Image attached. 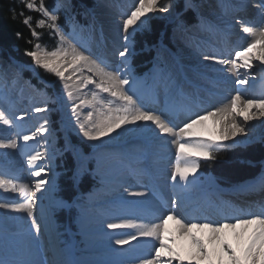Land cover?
Listing matches in <instances>:
<instances>
[{
	"label": "bare ground",
	"instance_id": "bare-ground-1",
	"mask_svg": "<svg viewBox=\"0 0 264 264\" xmlns=\"http://www.w3.org/2000/svg\"><path fill=\"white\" fill-rule=\"evenodd\" d=\"M96 1L97 6L94 7L91 14L94 18L91 23L92 33L87 32V35H99V38L90 37V41L97 40L102 49H95L90 42L83 44V46L75 45L78 50L85 51V55H88L90 51L94 56H101L105 63L110 65L108 70H112L121 66L122 58L119 57L118 52L121 50V45H124L120 38L113 39L117 35H123L119 27L122 19L114 18V12H118L122 16L123 13L131 10L135 0ZM172 1L161 0L162 3L167 2L171 5L168 12L156 11L149 16L171 18V9L175 10ZM71 3L69 1L68 5L69 9L73 11ZM248 5L249 0H197L195 7L200 17L198 21L195 19L192 22H186L177 16V20L181 21L183 25L172 28V44L168 40L166 46L157 47L155 57L156 62L158 59L157 66L155 68L149 67V71L145 74L144 97L138 93L145 100V106L177 110L179 112L178 122L182 126V122L185 120L184 111L189 107L204 114L205 111L221 109L229 104L231 97L238 90L245 95V98L264 95V64L255 59V56L259 55V46L253 50L252 67L240 69L241 76L230 71V65H220L215 61L204 60L205 55L234 59L235 52L247 47L252 40V37L243 32L242 24L252 27L264 26L262 0L254 3V8L259 10L256 20L251 5L250 7ZM233 15H236L234 19ZM240 15L248 17L249 21L244 23L239 21L238 18L240 17L237 16ZM77 21L85 24V18H78ZM233 23L236 26H238L237 23H240L242 34L234 31L233 26L235 25ZM70 42L72 43V39ZM234 48L236 49L233 51ZM112 63L115 65L111 66ZM68 74H72V79L68 80L67 83L74 90L73 99L68 98L67 90L64 88L62 99L58 103L59 109H61V129L53 130V125L49 123L50 133H45L44 139L37 136L35 140L29 141L27 148H0V173L8 178L16 177L13 182L17 186L20 183H27L23 179L24 175L30 172L26 162L27 152L32 150L47 151L52 157L50 162L42 161V163H49L52 171L48 173L50 183L46 185L47 190L43 192L41 199L35 203V215L41 223L42 234L38 238L36 237L35 231L31 229L32 220L25 213L14 212L11 209H0V258L8 264H14V262L25 264L29 261L43 262V264H51V262L63 264L57 251L58 243L55 233L57 226L55 225V230H53L54 228L49 229L50 226L48 227L51 220L50 212L62 208L64 205L60 198L63 196L55 189L56 165L52 162L57 154H54L53 151L54 143L57 141L54 142L52 138L54 135H61L63 131L67 132L69 126L72 129L77 127L76 118L71 109L74 105H79L81 100H87V92L91 91L86 90L87 86L82 85L81 80L85 75L93 76V79L96 80L99 79L93 73H89L86 68L76 72L68 69ZM245 74L248 84H237L236 81L243 78ZM24 77L28 76L24 75ZM93 86L96 92H100L94 84ZM33 87L20 76L17 79L14 73L5 69V64H0V111H4L9 119L15 121L12 125L0 124V137L17 139L18 133L23 135L35 131L43 123L47 114L46 112L36 113L34 107L43 105L45 101H47V107L58 102L47 100ZM89 111H93L95 115L97 110H93V105L89 103L81 105L78 109L81 119ZM24 113H28V115L23 120L18 119ZM250 113L252 119L242 124L245 132L237 133L233 138L222 141V137H226L230 133L229 124L232 119L235 118L237 122L243 120V116L238 114L228 117L227 120H221L219 117L209 118L205 121L203 128L197 129L198 136L186 139L192 142L200 139L216 140L231 145L234 144L235 140L246 143L262 138L264 116L259 114L257 108H251L244 115ZM126 128L127 130L124 128L117 130L119 133L125 131L127 134L118 140L119 142L115 140V137L118 136L116 133H112L111 137L92 141L95 145V151L105 154V156L108 153L107 157H102L101 160V163L105 165L102 173H104V178L108 183V190L89 196V199L84 200L85 203L80 202L74 207L71 206L72 211L77 215L76 220L72 221V227L78 228L79 233L77 232L78 234L75 236L76 242H73L72 255L68 264H136V258L150 254L153 247L159 246V241L153 238H139L137 241H132L130 245H115L114 238L118 233L132 230L123 229L113 232L107 228V223L119 218H136L138 223H147L154 217L160 216L162 209L165 211L170 209L171 201L177 196L182 200V211L186 210L192 216L210 217L216 220L234 216L240 210L245 213H258L261 206H264V171L254 179L248 178L234 187H220L217 184L212 185L209 180L211 177L207 178L205 174L198 171L200 167L194 177L190 176V179H196L194 186L187 189L174 186L171 179L176 153V145L171 143L173 138L168 137L166 141H162L150 132L137 129L135 125H128ZM76 132L78 133V131ZM109 141H116L117 143H109ZM138 142H143L142 145L145 146L133 148V144ZM58 143L63 144L60 139ZM19 144L23 145L24 142L20 140ZM186 151L192 156L203 158L195 150ZM123 156L133 163V168H130V165L127 167L133 179L128 173H123V170H126L123 167L126 165L115 160L119 157L124 158ZM106 169L111 172L115 171V176L113 173L107 175L109 173L106 172ZM36 179V177L33 178L34 183ZM131 193H143V195H132ZM37 195L40 196L41 194L37 193ZM68 198L72 200L71 197ZM4 202H22L21 194L0 188V203ZM55 217L59 221L60 218L57 215ZM51 221L52 224L53 220ZM167 227L175 233L177 225L175 221L170 220ZM192 232L203 240L210 250L215 249L212 254V264H216V255L220 251L219 242L209 240L210 232L208 229H193ZM241 232L240 227L226 229L222 236L233 248L239 249L243 247L244 241L250 235L251 226L243 232L242 238L238 239L237 233ZM170 246L180 252L184 264H208V261L199 258V253L196 252L194 245L187 237H178L177 242ZM164 259H168L166 254ZM173 264H179V262L174 260ZM224 264H229L227 256L224 257Z\"/></svg>",
	"mask_w": 264,
	"mask_h": 264
},
{
	"label": "snow or ice",
	"instance_id": "snow-or-ice-1",
	"mask_svg": "<svg viewBox=\"0 0 264 264\" xmlns=\"http://www.w3.org/2000/svg\"><path fill=\"white\" fill-rule=\"evenodd\" d=\"M24 8L30 11L39 12L42 18L35 21L36 27H32V16H25L23 10L19 13L15 8H10L12 18L17 15L23 18V23L27 25L34 38L39 40L40 33L36 28L47 27L53 30L55 36L59 37V45L52 51L43 50L41 54V45L36 43L33 50H26L25 55L32 58L34 65L37 68L43 69L46 72L53 73L61 81H64V88L67 90V96L73 99L72 86L67 83L72 79L71 75L65 76L68 69L73 72L81 71L86 68L89 73H93L99 77L98 80L93 79V76L84 77L81 84L87 86L94 84L100 93H107L115 100L102 98L99 93L93 92L91 100H81L79 105H74L71 109L75 116L76 128L70 131H78V134L87 141H98L104 137H111L112 133H116L118 129L126 126L135 125L137 129L144 130L156 135L158 139L166 141L168 137H172L171 143L176 145L175 166L171 173V179L174 186H179L187 189L196 184L194 177L197 170L200 168L201 160L196 156L190 155L186 150H195L206 160H215V153L222 151L225 148L234 147L244 144L245 141L235 140L234 144H225L216 140L200 139L192 142L189 139L198 136L197 129L205 126V121L209 118L219 117L221 120H227L228 117L238 114L243 116V120L237 122L235 118L229 124L230 133L226 137H222V141L233 138L237 133L245 132L243 123L252 119V114L244 115L251 108H257L259 114L264 116V95L260 97L245 95L241 91H237L230 99L229 104L221 109L205 111L201 114L192 107L184 111L185 120L178 122L179 112L172 108H150L145 106L142 98L135 90L136 81L132 77L130 67V57L133 55L134 37L136 32L143 30L147 26L149 14L156 11L168 12L171 5L161 0H135L131 10L122 14V22L120 30L123 32L124 45L118 52L121 57V66L109 69V65L105 63L101 56L92 54L89 51L85 55V51L78 50L75 44H72L67 35L58 26L59 19L58 11L61 7H66L61 3H57L56 7L49 10L45 6V0H19ZM264 7V0H262ZM185 7H195L190 2H186ZM243 32L252 37L251 42L247 47L235 52L234 59H223L216 55H205L204 60L215 61L220 65H230V71H233L237 76H241L240 69H250L252 67L253 50L259 46V55L255 59L264 64V26L252 27L247 24H242ZM18 37L21 33L17 32ZM31 43V41H29ZM70 58V59H69ZM239 85L248 84L247 75L236 81ZM131 85V86H130ZM106 101V102H105ZM119 101L117 104L116 102ZM89 103L94 108L97 105L96 114L89 111L87 115L81 119L78 109L81 105ZM47 107V101L43 105L35 106L36 113H44L50 111ZM28 113H24L18 119L23 120ZM15 121L9 119L4 111H0V124L12 125ZM49 121L44 118L43 123L32 131L30 134H17V139H7L0 137V148L16 149L18 147L27 148L28 142L33 141L40 136L44 139L45 133H50L48 128ZM24 142L23 145L19 141ZM47 143V140H45ZM27 164L29 165L30 175L36 177L34 185L31 181L20 183L17 186L13 181L16 177L8 178L3 173H0V188L5 191L19 192L22 197V202H4L0 203V209H11L14 212L25 213L28 218H31V229L35 231L38 238L42 234L41 223L35 215V203L41 199L43 192L47 190L46 185L50 183L48 173L52 171L49 163L42 161H51L52 157L47 151L32 150L26 153ZM182 182V183H181ZM37 193L41 195L38 196ZM132 195H143V193H131ZM71 207L70 204L66 205ZM182 200L179 196L171 201L170 209H162L161 215L154 217L147 223H138L136 218H119L118 220L108 222L107 228L116 232V230L131 229L129 232H120L114 238V244L119 246L130 245L132 241H137L139 238H153L159 241L158 247H153L150 254L137 257L136 264H173V261H178L179 264H184L180 252L171 247V244L177 242V238L187 237L191 244L194 245L196 252L199 253L201 260L208 261L212 264V254L215 249H209L203 240L193 234V229H208L210 232L209 240L219 242L220 251L216 255V264H224V257L227 256L229 264H264V206L258 213H245L242 210L238 214L225 217L221 220L212 219L210 217H196L186 210L182 211ZM175 221L177 227L175 233L171 232L167 225L168 221ZM251 226V233L247 240L244 241L243 247L237 249L225 241L222 236L226 229H236L240 227L241 233H237V238L241 239L243 232ZM165 254L168 259L165 260ZM0 264H8L4 259L0 258ZM17 264V262H14ZM25 264H43V262H25Z\"/></svg>",
	"mask_w": 264,
	"mask_h": 264
},
{
	"label": "rangeland",
	"instance_id": "rangeland-1",
	"mask_svg": "<svg viewBox=\"0 0 264 264\" xmlns=\"http://www.w3.org/2000/svg\"><path fill=\"white\" fill-rule=\"evenodd\" d=\"M69 1H71V0H54V5L52 6L51 9L56 7L58 2L61 3L62 5H66V7H61L59 9V11H58V16H59V19L57 21L58 26L67 35L69 41H71V39H72V43L73 44H79L80 46H83V44L90 42L95 49L101 50L102 48L100 47V43H98L97 40L90 41V37L91 38L92 37H95V38L98 37L99 38V35H87V32H91L92 33L93 27L91 26V23H92V20H94V18H93V16L91 14L93 13L92 10L94 9V7L97 6V1L96 0H91L92 1V5L91 6H86L84 4L81 5V6L76 5L75 11H72L71 9H69L70 8L69 5H68ZM186 2H190L191 4L196 6L197 0H173L172 1V5L175 7V10L173 8L171 9V16H172L171 18H168L166 16H151L148 19L147 26L141 31H148L150 29V25L149 24H150V20L151 19H153V18L164 19L169 24V27H167V28H169L168 39H169L170 43L172 44V35H173L172 28H174L175 26L183 25L181 23V21L177 20V16L180 17L179 15L181 14L180 12L177 11V7L179 6L180 3H182V5H183V7L185 9H191V10L194 11L197 21L200 18L198 16L197 8L196 7H187L186 8L185 7ZM252 3H253L252 1L249 2L248 6L250 7V5ZM51 9H49V10H51ZM251 10L253 11V14H254V17H255V20H256V16L258 15L259 10H258V8L257 9L254 8V4L251 5ZM28 11H30V10H28ZM118 11H120V9H118ZM33 12L36 13V16L39 19L42 18V15L39 12H36V11H33ZM76 13H78L81 17L85 18V24L84 25L81 24L79 21H77L78 18H77ZM114 14H115L114 18L122 19V16L118 12H114ZM235 16L236 15H233V19H234ZM233 24L236 25L235 23H233ZM239 28H240V26L239 27L238 26H233V29H234L235 32H239L240 31V30H238ZM38 29H40L42 31V32H39L41 35H47V38H46V40H44V43L40 42L41 35H40L39 40H37V43H39L41 45V50H42L41 54H43V50H45V49L48 50V51L54 50L59 45V37L55 36L54 34H52L53 30H51V29H49L47 27L38 28ZM141 31H138L136 33H140ZM240 34H242V33H240ZM118 36H120V37H118ZM122 37H123V35H117V37H115V38L111 37V38H113V39L120 38L123 41ZM236 40H237V42L239 41L238 38ZM123 44H124V41H123ZM135 44L136 43L134 41L133 55L136 52ZM163 45L164 44H162V41H158L157 43H155L153 45H150V46H147L144 49V50L149 51V53L151 54V58L149 60V65H150L149 67L155 68L157 66L158 59H157V62H156V59H155V57H156V49H157V47L163 46ZM164 46H166V45H164ZM122 47H123V45H121V49H122ZM235 49L236 48H234L233 51ZM133 55L130 57V67H131L133 79L138 81L136 83V85H135V90L137 91V93H140L141 97H144L145 74L149 71V68L146 69L143 73H141V75H137L136 72H135L136 67H135V65H134V63L132 61L133 60ZM102 56H104V55H102ZM104 57H106V56H104ZM0 62H1L0 63L1 65L5 64V69H8L10 72L14 73L15 77H17V79L20 76L30 86L31 85H32V87L34 86L33 88L35 89V91H37L41 96H45L47 100H56V101H58L57 103H55L51 107H48L51 110L46 112V114H47L46 118H48L49 123H51L53 125V130L57 131V129H61V126H62V119L60 118L61 117L60 116V114H61L60 110L61 109H59L60 106H59L58 103H59L60 99H62L61 97L63 96V93H64V81H61L53 73L46 72L43 69L37 68L35 65H33V66L25 65V64H23V63H21L19 61L14 60L11 57H6L5 60H1L0 59ZM114 65H115V63L111 64V66H114ZM26 71L31 73V75L33 77H35L37 83L33 79H30L29 77H24V74H25ZM39 71H41L42 74H44V76L46 75L45 76L46 78L42 77L39 74ZM65 75L69 76L68 71L65 72ZM70 75L72 76V74H70ZM87 76H90V75H85V77H87ZM142 76H143V78H142ZM86 90L87 91L91 90V91L87 92V96L85 95L87 97V100H91L92 93L96 92L95 89H94L93 84L87 85ZM97 93H99V95L102 98L106 97L107 99L108 98L111 99V100L114 99L113 97L110 98V96L107 95V94H103L102 95V93H100V92H97ZM142 100H143V102L145 104V100L144 99H142ZM118 103H119V101H118ZM97 108H99V105H97L96 108L93 107V110H97ZM54 127H56V128H54ZM68 128H69V130L67 132L63 131V133L61 135H59V136L58 135H54V137L52 138V140L54 142L57 141L56 143H54L55 146H54V150H53L54 154H56V153L57 154L55 155L56 156L55 160H54L55 162L54 161L52 162V163H54V165H56V170H55V176H56L55 189L57 190L58 193H60L59 180L61 178V175L63 173H65V170H66V166L65 165H66L67 155H69L71 157L72 162H73V168L71 169V172H70L71 173L70 174V178H69L70 180H72L74 183H76L77 181H79V179L83 175V173H85L86 171L90 170L92 172V174L97 178L99 185L95 189H93L91 192H89V193H85V194L78 193L76 196H72L71 197L72 198L71 201H66L65 199H63L60 196V198L62 200V203L64 204L63 207L59 208V209H55L52 212H50V214H51L50 217H51V220H53V223L51 224L52 221L50 220L49 224H48V227L50 226L49 229H51V228L53 229L54 228L53 230H55L56 226H57V230L55 231V233H56V236H57L56 241L58 243V245H57L58 250L56 249V247H55V249L58 251L59 257L61 258L63 264H68L69 263L70 256L72 255V246L74 245L73 242H76L75 236L79 233L78 228L72 227V221L76 220L77 215L74 214V212L72 211L71 208L74 207L75 204H78V203L80 204V202L81 203H85L84 200L89 199L88 197L89 196L91 197L95 193H102V192L108 190V183L106 182V179L104 178V175H103L104 173H102V172H104L105 165L103 163H101V160L104 157L106 158L108 153L106 154V156H105V154L98 153L97 151H95V145H94V143L92 141H87L86 139L81 137L76 131H70V129H72L70 126ZM121 135H122V137H121ZM126 135H127L126 132L123 131L117 137H115V140H117V141L121 140ZM59 139H60L61 142H63L62 145H61V143H58ZM114 142H116V141H113V142L109 141V143H114ZM254 142H259V143H262L264 145V133L262 135V138H259L257 140L251 141V142H246L244 144H240V145H237V146H244L246 144L254 143ZM142 144H144V143L143 142L135 143V144H133V148H136V147L141 148L142 146H145V145H142ZM237 146H234V147H237ZM234 147H230V148H234ZM225 149H229V148H225ZM96 154L97 155L99 154L98 155L99 157ZM201 159L204 160V158H201ZM115 160L118 161V162H121L123 165H126V167H123V168H126V170L125 169L123 170V173L126 172V173L129 174V170H128L127 167L130 165V168H133L132 167L133 163L129 162L126 157H124V158L119 157L118 159H115ZM122 160H124V162H122ZM260 165L261 166H260L258 172L253 177H256L257 175L259 176V174L262 171H264V160L261 162ZM100 167H102V168H100ZM198 171L200 173L202 172L201 170H198ZM106 172L109 173L107 175H110L111 173H113V176H115L114 175L115 171L111 172L110 170L106 169ZM202 173L205 174V177H207V178L211 177V178H209V180H210L212 185H216L217 184L215 182V180L212 178L210 173H206V172H202ZM263 174H264V172H263ZM130 177L132 178L131 175H130ZM131 178H130V180L133 179V178L132 179ZM105 184H106V186H105ZM68 204H70L71 206L73 205V206L69 208V207L66 206ZM59 212H63L64 221H62L63 219L62 220L59 219V221H58V218L55 217L57 215V213H59ZM42 225L45 226V224H42ZM66 250H67V252H65Z\"/></svg>",
	"mask_w": 264,
	"mask_h": 264
},
{
	"label": "trees",
	"instance_id": "trees-1",
	"mask_svg": "<svg viewBox=\"0 0 264 264\" xmlns=\"http://www.w3.org/2000/svg\"><path fill=\"white\" fill-rule=\"evenodd\" d=\"M71 2L73 11H75L76 5H92L91 0H71ZM53 5L54 0H45L47 8L51 9ZM13 7L17 13L23 10L25 16H32V27L34 28L36 27L35 21L39 19L35 12L24 8L19 0H0V59L5 60L6 57H11L25 65L33 66L32 58L25 55V51L33 50L37 39L32 36L30 28L22 22L24 17L17 15L15 19L12 18L9 9ZM177 9L181 13L183 21L192 22L196 19L194 11L185 9L182 3L179 4ZM76 15L77 18L84 19L78 13ZM149 25L150 29L148 31L136 33L134 37L136 52L132 61L136 70L140 73L145 71L151 58L149 51L144 49L158 41L168 42L169 40V28H167L169 24L164 19L153 18L150 20ZM36 31L42 32L38 28H36ZM17 32L21 33L19 37L16 35ZM46 38L47 35H41L40 42L44 43ZM25 74L37 82L31 73L26 71ZM39 74L42 77L46 76L41 71H39ZM215 155L217 157L215 160H202L201 168L210 173L218 184L230 186L253 177L258 172L260 164L264 160V145L259 142L249 143L244 146L223 149ZM65 166V173L61 175L59 180L60 191L62 192L60 194L64 199L71 200L68 197L76 196L78 193H89L99 185L97 178L90 170L83 173L76 183L70 180L73 162L69 155H67ZM57 215L61 220L63 219V212H59Z\"/></svg>",
	"mask_w": 264,
	"mask_h": 264
}]
</instances>
